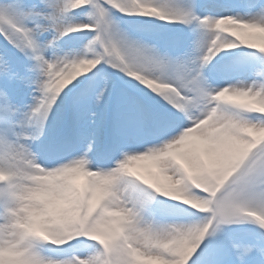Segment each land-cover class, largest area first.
Segmentation results:
<instances>
[{
    "label": "snow or ice",
    "instance_id": "6c2138e0",
    "mask_svg": "<svg viewBox=\"0 0 264 264\" xmlns=\"http://www.w3.org/2000/svg\"><path fill=\"white\" fill-rule=\"evenodd\" d=\"M0 264H264V0H0Z\"/></svg>",
    "mask_w": 264,
    "mask_h": 264
},
{
    "label": "bare ground",
    "instance_id": "6f19581e",
    "mask_svg": "<svg viewBox=\"0 0 264 264\" xmlns=\"http://www.w3.org/2000/svg\"><path fill=\"white\" fill-rule=\"evenodd\" d=\"M149 165V162H141V164L138 166L139 167V170L143 171V166H148Z\"/></svg>",
    "mask_w": 264,
    "mask_h": 264
},
{
    "label": "rangeland",
    "instance_id": "374dc122",
    "mask_svg": "<svg viewBox=\"0 0 264 264\" xmlns=\"http://www.w3.org/2000/svg\"><path fill=\"white\" fill-rule=\"evenodd\" d=\"M149 166H150V165H148V166H143V167H142V168H143V171L147 170V169L149 168Z\"/></svg>",
    "mask_w": 264,
    "mask_h": 264
}]
</instances>
